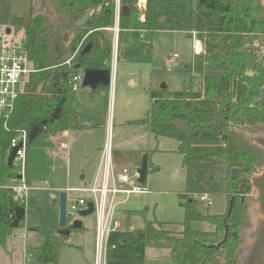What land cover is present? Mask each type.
<instances>
[{"label":"trees","instance_id":"obj_1","mask_svg":"<svg viewBox=\"0 0 264 264\" xmlns=\"http://www.w3.org/2000/svg\"><path fill=\"white\" fill-rule=\"evenodd\" d=\"M136 2L120 0V7L129 8L126 17L119 16L120 33L132 31L141 36L144 31L140 38L149 41L157 31L195 33L203 50L194 55L189 71L200 75L202 84L198 91L191 87L178 92L167 88L150 91L145 118L132 122L145 126L155 138L177 142L176 152L185 172V190L178 195L185 201L180 204L184 220L180 224L145 221L140 230L111 234L105 264H145L149 245L167 249L170 264H218L217 260L244 264L256 232L246 235L245 231L251 189L244 196L234 195L242 176L233 180L231 171L246 167L249 184L252 176L264 170V149L254 142L264 139V108L254 103L261 85L245 77L255 59L246 48L260 37L264 40V1L146 0L143 10L137 9ZM26 9V15L19 16L13 12L11 0H0V28L21 35L18 38L33 70L12 110L0 117V185L15 178L16 169L7 167L11 140L21 132L28 137L35 126V140L67 131L71 78L85 70L110 69L111 41L106 29L114 23V0H28ZM87 9L91 14L86 24L74 28ZM71 31L75 35L70 40ZM88 44V53L82 54ZM244 79L248 83L244 84ZM260 79L264 84V75ZM32 142L26 143L25 168ZM205 193L227 200L224 214L199 213L194 195ZM1 196L0 247H4L14 230V210L23 206L14 201L10 191ZM194 223H207L212 229L196 230ZM225 224L227 240L215 250L212 246L222 240ZM173 227L178 229H167ZM28 231L41 236L40 246L30 249V255L39 264H57L66 245L64 238L45 227ZM247 240L252 241L248 244Z\"/></svg>","mask_w":264,"mask_h":264},{"label":"rangeland","instance_id":"obj_2","mask_svg":"<svg viewBox=\"0 0 264 264\" xmlns=\"http://www.w3.org/2000/svg\"><path fill=\"white\" fill-rule=\"evenodd\" d=\"M11 2L14 13L19 16L26 15L28 0H11ZM145 2L146 0H137V9L143 10ZM106 32L111 41V56L108 64L112 67L110 85L91 92L82 87L81 80L78 82V90L71 91L69 97V126L92 122L98 124V128L90 132L73 133V141L67 153L59 152L55 147L64 140L61 136L58 139L50 135L41 136L29 145L25 168L26 181L29 185L39 183L44 187L31 189L25 207L24 220L20 227L14 229L17 237L14 243H17V240L19 243L23 242L22 235H26L25 244L33 249L40 245L41 236L34 231L27 232V228L45 227L52 232L58 230L59 194L66 193L67 189L81 187L80 175L82 173L85 172L87 178L92 175L89 173V162L93 159L90 152L95 147L103 148L108 133L113 149L120 138L126 146L138 142L134 132L142 130V127L126 124L145 118L149 108L148 93L150 91L159 90L161 86H165L170 92L181 91L183 87H191L193 91H197L200 87V75L189 71L196 46L188 35L179 32L157 31L153 33L149 41L142 40L138 32H121L118 36L117 59L113 68L112 51L115 40L111 32L107 30ZM74 35L75 32L71 31L68 38L71 40ZM19 36L21 37L20 34ZM128 136L132 139L131 137L127 139ZM164 139L168 144H174V148L168 149V152L161 155L160 171L149 174V179L143 187L150 192L130 197L131 202L137 205L135 209H142V212L133 214L130 216L131 219L127 218V223L124 220L127 213L125 214L122 210L118 213L120 222L123 225H132L135 230L142 229L144 219L148 217L155 216L157 220L167 224L184 220V211L180 204L185 201L178 197L185 190L184 172L179 154L175 151V141L169 138ZM157 175H159L157 183L151 185V181H155ZM10 181L7 183L10 184ZM82 196L90 200L89 195L83 194ZM248 199L245 210L246 235L254 232L264 218L258 210L259 204L256 201L254 188H251ZM221 203L220 197H212L210 207L198 202L196 208L200 214L213 213L214 210L222 209ZM226 209L227 200L222 214ZM67 215L70 217L67 221L68 225L78 220L82 228L72 230L69 236L63 237L66 245L60 250L57 264H93L94 216L80 218L71 215L69 210ZM193 228L211 230L210 226L203 223L193 224ZM251 241L247 240V243L250 244ZM19 243L16 245L20 246L21 243ZM260 248L263 258L264 246L261 245ZM259 249L255 255L260 253ZM148 256L150 257L151 254ZM159 263L170 264L168 260L162 259ZM26 264L39 263L32 257Z\"/></svg>","mask_w":264,"mask_h":264},{"label":"built area","instance_id":"obj_3","mask_svg":"<svg viewBox=\"0 0 264 264\" xmlns=\"http://www.w3.org/2000/svg\"><path fill=\"white\" fill-rule=\"evenodd\" d=\"M120 16V0H114V23L113 27L106 29L114 36L112 51V66L114 68L117 59L118 36ZM141 38L144 31H140ZM174 57H176L174 55ZM69 64V61L66 62ZM112 68V67H110ZM33 72L30 67L27 51L23 43L14 35L13 31H6L0 28V117L7 115L12 110L15 101L20 95L22 87ZM82 80V74L71 78L72 91L78 89V82ZM28 137L21 132L18 137L10 142V151L21 145L17 150L12 167L16 169L15 178L11 184L0 185L1 193L10 191L14 201L25 209L29 193L32 189L25 178L26 143ZM57 150L66 151L68 145L62 142L56 146ZM146 191L137 183L136 171L127 167H117L113 160L112 144L110 135L101 149V158L97 167L94 179L90 185H82L79 188L66 190V220L71 215L78 216V213L87 209V203H92L94 216V258L93 264H105L108 251V239L113 233L131 232L133 226L123 224L117 217L119 210L129 202L133 195L144 194ZM73 194V195H70ZM87 194L90 200L82 195ZM72 196V197H71ZM197 202L210 206L212 196L209 194L194 195ZM125 223H127L125 221ZM30 254L24 251V260L29 261Z\"/></svg>","mask_w":264,"mask_h":264},{"label":"crops","instance_id":"obj_4","mask_svg":"<svg viewBox=\"0 0 264 264\" xmlns=\"http://www.w3.org/2000/svg\"><path fill=\"white\" fill-rule=\"evenodd\" d=\"M84 88L88 89L91 92H95L98 89L104 88V87H98L96 90H91L90 88H87V87H84ZM77 90H75V91H77ZM75 91H73V92H75ZM69 97H70V95H69ZM68 111H69V105H68ZM68 118H69V114H68ZM126 125L127 126H134L136 124L127 123ZM76 126H84V127L81 129H76L75 128ZM136 126L142 127L141 128L142 130H137L134 132V136L136 139H138V142L136 144L132 143L131 145L126 146L123 144V142H124L123 139L120 138V141H118L116 143V147L114 149L112 148L113 160H114V163L116 164L117 167H127L131 170L136 171L137 168L140 166L142 156L144 154L147 155V164H148V172H147V178H146V181H147L149 179V174L158 173L160 171V169L162 167L161 155H164L166 152H168V149H173L174 144H168V142L164 139V137H158V138L153 137L149 133L147 128L143 125H136ZM69 127L70 128L67 131H64L63 133L57 134V136L56 135H50L52 138L55 137V139H58L61 136L62 139H64L62 142L67 143L68 149L66 151L58 150L59 152L67 153L70 150L71 143L73 141V137H72L73 133L79 134L81 132L93 131V130L98 128V124H94L92 122H87L85 124H80V125L75 124V125H72ZM108 135H109V133H108ZM130 137L131 136H128L127 139H129ZM131 139H132V137H131ZM62 142H60V143H62ZM175 143H176V150H177V142L175 141ZM101 149L102 148L95 147L93 150H91L90 155H91V158L93 157V159L91 160V162H89V165H90L89 173H92V175L89 176V178H87V174L85 172L82 173L80 175L81 186L82 185H90L92 183L94 176H95V173H96V170H97V167H98L99 162H100ZM179 159H180V163H181V156L180 155H179ZM183 172H184V169H183ZM158 178H159V175L155 176V179H154L155 181H151V185H155L158 181ZM184 180H185V172H184ZM11 183L12 182L10 181V184ZM10 184H8V185H10ZM145 184H144V186H145ZM143 189L146 192H150V191H147L144 187H143ZM220 198L222 199V203H221L222 209H218L217 211L214 210V211H212L213 213H210V214L221 215L224 212V209L226 208V200L223 197H220ZM135 208H137V205H135V203H133V202H131V200H129V202L127 204H125L120 209V210L124 211L125 214L127 213V215L124 216V220L126 222H128V219H131L130 216H132L133 214H135L137 212H142V209L137 210ZM118 216H119V214H117V217ZM145 221L161 222V221L157 220L155 218V216L145 218L144 222ZM181 222L174 223V224H180ZM203 224L210 226L207 223H203ZM194 225H198V223H194ZM123 227H125V225H123ZM176 229H178V227ZM211 229H212V227H211ZM28 230H30V229L27 228V232H28ZM200 231H206V230L202 229ZM208 231H210V230H208ZM93 235H94V223H93ZM16 238H17L16 234H14V230H13L12 234L7 238L5 246L0 247V264H26L27 261L25 262V260H24V251L28 250L27 253L31 254L29 252V250L31 248L27 247L25 244L26 235H22L23 242L20 241V243H21L20 246L16 245L17 243H19L18 240L16 241L17 243H14ZM152 246L149 245L146 247L145 264H160L159 263L160 259L165 260V261H167V260L169 261V251L167 249L162 248L160 246H155V245H152ZM36 247H38V246H36ZM36 247H34V248H36ZM59 254H60V252H59ZM149 254H151L150 257L148 256ZM30 258H32V256H30Z\"/></svg>","mask_w":264,"mask_h":264},{"label":"water","instance_id":"obj_5","mask_svg":"<svg viewBox=\"0 0 264 264\" xmlns=\"http://www.w3.org/2000/svg\"><path fill=\"white\" fill-rule=\"evenodd\" d=\"M91 14V10L87 9L85 14L78 19L74 24V28H81L83 27L89 16ZM129 14V8L126 6L120 7V15L122 17H126ZM189 38H191V35H189ZM90 49V45L88 44L85 49L82 51V54L88 53ZM187 68V67H186ZM66 77V74H63V78ZM111 81V68L104 69V70H85L82 74V87L90 88L91 90H96L98 87H108L110 85ZM166 89L165 86H161L160 90ZM264 96V89L261 91V96ZM58 115H55L54 118H57ZM38 134V128L35 126L32 128L28 135V142H32L35 140ZM219 136L222 140H225V136L222 135L221 130H219ZM254 142L264 149V139L263 138H256L254 139ZM21 147V145H18L17 147L13 148L7 157V167L9 169L12 168L13 161L16 156L17 150ZM246 167L242 169H233L231 171V179L235 180L239 176H242L240 178V186L238 190L235 192L234 195L236 196H244L245 191L249 190L251 188H254L256 191V201L259 204V212L264 217V170L261 171L258 175L252 176L250 179L249 184L247 183L246 178ZM147 172H148V164H147V155H143L141 158L140 166L136 170L137 174V183L141 186H143L146 183L147 178ZM32 188H43V184L39 183H33L31 184ZM233 204V198L229 201V207L227 211V216H229ZM58 208H59V217H58V230L55 232L56 235L60 237H67L70 235V232L72 230H78L82 228V224L80 221H74L70 228L66 226V193L62 192L59 194L58 197ZM93 213V205L92 203H87V209L85 211H81L78 213V217L80 218H86ZM25 216V210L23 208H16L14 210V220L11 224L12 229H16L19 226V223L23 220ZM228 237V225L225 224L224 226V234L223 238L220 242H218L216 245L212 246L215 250H219L220 247L226 242ZM261 245L264 246V218L261 224L257 226L256 232L254 234L252 246L246 256L245 264H264V257L262 258L261 253ZM260 248V249H259ZM260 250L259 254L255 253ZM257 255H259L257 257ZM218 264H222L217 260Z\"/></svg>","mask_w":264,"mask_h":264},{"label":"flooded vegetation","instance_id":"obj_6","mask_svg":"<svg viewBox=\"0 0 264 264\" xmlns=\"http://www.w3.org/2000/svg\"><path fill=\"white\" fill-rule=\"evenodd\" d=\"M264 1V0H263ZM253 24V22H251V25ZM251 29V27L249 28V30ZM191 35V38L194 41V44L196 46L195 49V54L194 55H200L202 53V43L200 42V40H198L196 38L195 33H190V34H186ZM199 47V50L197 49ZM247 51L251 52L252 54L255 55V59L254 62L251 64V69L247 70L245 72V77L249 78L251 80H249L250 82H252L253 84H257V85H261L260 87H258V96L257 98L254 100V103H260V105L262 104V108H264V96H261V91L264 89V84L260 83V78H262V76L264 75V72L262 71L264 69V40L263 37H260L259 39L255 40L254 43L252 44L251 47L246 48ZM201 78V83H200V87L202 84V77ZM248 83L247 79H244V84ZM254 84V85H255ZM199 87V89H200ZM198 89V90H199ZM197 90V91H198ZM236 110L234 109L233 112H235ZM68 220H66V226L67 227H71V225H68L67 223Z\"/></svg>","mask_w":264,"mask_h":264},{"label":"bare ground","instance_id":"obj_7","mask_svg":"<svg viewBox=\"0 0 264 264\" xmlns=\"http://www.w3.org/2000/svg\"><path fill=\"white\" fill-rule=\"evenodd\" d=\"M199 50V48H197Z\"/></svg>","mask_w":264,"mask_h":264}]
</instances>
